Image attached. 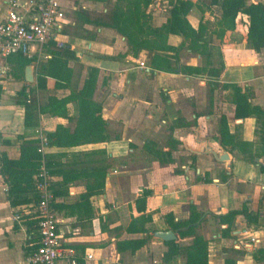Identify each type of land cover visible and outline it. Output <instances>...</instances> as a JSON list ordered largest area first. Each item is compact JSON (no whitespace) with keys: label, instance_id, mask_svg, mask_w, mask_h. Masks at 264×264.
I'll use <instances>...</instances> for the list:
<instances>
[{"label":"crops","instance_id":"1","mask_svg":"<svg viewBox=\"0 0 264 264\" xmlns=\"http://www.w3.org/2000/svg\"><path fill=\"white\" fill-rule=\"evenodd\" d=\"M9 1L0 0V20ZM114 1L111 0V4ZM160 1L154 0L146 10L152 16V23L156 20L154 27L163 25L168 18H161ZM183 1L194 4L191 17L187 16L193 27L217 9H198L197 0ZM256 1L264 5V0ZM61 2L65 23L58 41L76 56L77 61H69L68 66L76 63L81 69L80 87L90 72L95 71L92 100L101 107L108 140L73 148L48 144L40 147L42 139L57 123L63 122L38 114L33 121L35 124L24 125V109L16 104L14 96L24 90L29 98V91L36 89L38 62L42 58L50 59L43 48L42 55H36L35 62L25 66L21 64L22 57H0V154L5 152L16 160L20 148L26 142L35 141L33 145L41 148L49 159L53 171L48 172L54 195L52 209L58 220L62 245L74 249L81 264H185L182 255L164 258L169 242L155 237V233L172 231L173 222L187 221L189 206L193 205L206 215L196 227L195 235L208 241V264H224L226 260L232 264H264L253 259L256 250H264V173L259 168V164L264 165V154L255 159L257 164L244 160L242 152L232 148L234 141L253 144L250 153L260 150L261 123L253 117L237 118L231 91L221 89L224 84H235L242 92L248 87L251 103L264 109V49L256 53L247 43V19L240 17L236 29L222 37H218V25L206 32L212 38L214 67H218L219 59L224 64L219 79L212 81L207 76L152 71L147 62L144 63L146 54L135 58L125 39L112 29L80 25L82 14L91 19L105 14L104 0ZM71 13L75 15L72 25L84 35L67 45L65 28ZM220 18L219 14L210 16L211 22ZM184 51L186 55L179 57L180 65L206 64H202L199 55ZM140 63L146 68H141ZM27 66L33 69L32 83L25 80ZM46 86V91L58 98L69 95L68 89H55L53 79L48 78ZM221 115L225 116L232 137L225 146L218 135ZM64 125L73 128L71 123ZM3 140L9 144H2ZM149 145L155 150L170 152L172 162L160 165L146 149ZM223 155H227V159ZM100 167H105V187L103 193L90 198L93 211L90 220L82 214L79 216L71 207L80 201L86 184L93 180L90 173ZM64 175L71 179L63 181ZM144 190L150 191L144 213L151 218L144 225L148 232L128 231L131 221L142 216L135 210L134 202ZM6 192L0 176V264H26L39 243L37 227L33 224L36 220L33 210L25 207L18 213L21 220L16 221V210L10 207ZM57 192L60 194L55 195ZM242 209L258 216L257 225H248L244 217L238 215L229 234L223 235L226 225L213 216ZM141 239H146V243L135 252L117 251L118 242ZM192 239L193 236L179 239L178 247L190 246Z\"/></svg>","mask_w":264,"mask_h":264},{"label":"trees","instance_id":"2","mask_svg":"<svg viewBox=\"0 0 264 264\" xmlns=\"http://www.w3.org/2000/svg\"><path fill=\"white\" fill-rule=\"evenodd\" d=\"M154 0H104L106 12L102 16L91 19L82 14L78 21L80 25H90L96 28L105 27L115 31L124 38L135 58L145 53L149 59L147 65L152 71L182 74L194 77L207 76L212 81H217L224 69L222 60H218V67H214L213 55L211 51L212 38L206 33L205 26L200 22L197 27H193L187 20V15L194 6L190 1L167 0L170 5L166 22L159 26L152 25V16L146 10ZM198 9L218 7L220 11V21L218 26L220 31L218 37H222L227 31L236 29L237 20L240 17L247 19L246 40L251 49L259 53L264 49V5L256 0H197ZM171 36L182 37L185 47L191 54L199 55L205 59L203 66H182L179 64L180 48L169 44ZM92 37L91 39H94ZM44 49L50 55V59L37 65L36 89L29 91V98L24 90L14 96L17 105L24 109V125L31 126L38 114L50 115L63 123H57L55 128L46 135L47 144L57 148H73L86 144L104 143L108 140L107 123L101 116V107L92 100L95 85V71L90 72L83 85L80 87L81 69L74 63L69 67V61H77L75 54L68 46L58 47L53 41L48 42ZM19 56V55H16ZM21 57V56H19ZM23 58V57H22ZM35 62V58L26 59L22 65ZM55 81V89H68L69 95L58 98L54 94H49L44 103L40 102V94L47 90V79ZM214 87L217 86L213 84ZM223 90H230L232 101L235 105V116L239 119L253 117L261 123L262 128V148L255 154L250 153L249 148L253 144L236 143L233 140V149H237L243 154V159L252 163H257L256 158L264 154V109L251 103L252 94L250 88L245 87L244 91L235 84H224ZM2 88L0 86V95ZM71 123L73 128H68L64 124ZM35 124V123H34ZM218 135L220 143L225 146V142L230 137L227 121L224 115L218 119ZM35 141L26 142L20 148L19 158L10 159L5 152L0 154V176L7 187V200L10 207L21 213L22 209L35 206L38 200L35 191L36 177L43 165L48 169L49 174L53 173L51 164L46 156L38 151ZM2 144L8 145L6 140ZM146 149L158 159L160 165H167L172 162L170 152H162L153 149L151 145ZM258 164V163H257ZM260 172L264 173V165L259 164ZM64 175L63 181L71 178ZM92 181L86 184L85 193L80 196V201L72 206L73 211L80 216L92 219L93 211L90 198L103 193L105 187V167L95 168L89 175ZM52 189V187L50 186ZM53 191V190H52ZM59 195L60 193H54ZM150 191L144 190L142 195L134 202V208L142 216L131 221L128 231L133 230L139 233H147L145 223L150 221V216H146V201ZM242 215L248 225H257L258 216L246 209L240 211H230L223 216H213L220 224L226 225L222 231L223 235L229 234L231 225L236 216ZM32 216V215H31ZM206 215L199 213L193 205L189 206V219L187 221L173 222L172 231L176 235V240L167 243L168 251L164 258L182 255L185 264H208V241L199 235H195L196 227L203 221ZM140 224L139 228L136 225ZM33 224H36L33 221ZM193 236L192 243L187 247H178V240L184 237ZM146 239L121 241L117 243V251L129 250L135 252L143 247ZM253 259L257 263L264 262V250H256ZM81 264V261H79ZM224 264H232L226 260Z\"/></svg>","mask_w":264,"mask_h":264},{"label":"built area","instance_id":"3","mask_svg":"<svg viewBox=\"0 0 264 264\" xmlns=\"http://www.w3.org/2000/svg\"><path fill=\"white\" fill-rule=\"evenodd\" d=\"M65 23V11L61 0H10L0 20V57L19 55L32 59L42 55L44 46L58 41ZM141 68H146L140 63ZM47 145L46 138L40 147ZM38 151L42 154V149ZM38 196L33 207L38 232V246L28 256L26 264H79L76 252L62 245L58 235V220L52 209L54 195L50 188L47 169L42 165L36 177ZM14 219L20 221V215ZM254 242L255 239H252ZM91 259L92 256H87Z\"/></svg>","mask_w":264,"mask_h":264},{"label":"rangeland","instance_id":"4","mask_svg":"<svg viewBox=\"0 0 264 264\" xmlns=\"http://www.w3.org/2000/svg\"><path fill=\"white\" fill-rule=\"evenodd\" d=\"M159 7V6H158ZM160 7H161V18H163V17H167L168 16V12H169V10H170V5H169V3H163V1L161 0L160 1ZM195 14V13H194ZM215 14V15H214ZM218 14H219V16H220V11H219V8L217 7V9H215V13L213 12L212 14L210 13L209 15H208V18H206L207 16H205V17H203L201 20H200V22L205 26V28H206V32L208 31V30H211V28L213 27V25L215 26V25H218L219 24V21H216V22H211V19H210V16H214V17H216V15L218 16ZM187 16H190V12L188 13V15ZM74 17H75V15L73 14V13H71V14H68V20L70 21H68V24H67V26H66V28H65V34H66V36H67V41H68V43H67V45H69V44H72V42H74V39H78V38H83V35L84 34H82V32L76 27V26H74V25H72V21L74 20ZM191 17V16H190ZM189 17V18H190ZM156 18V17H155ZM194 20H196V19H194ZM191 20H189V22H190ZM240 22V19H239V21H238V23ZM154 24L156 23V20H154V22H153ZM153 23H152V25H153ZM70 24V25H69ZM240 24V23H239ZM208 34V33H207ZM169 43L170 44H175L176 46H178L179 48H180V58L181 57H184L185 55H186V51H184L185 49H184V46H182V44H184V41H183V39H182V37H180V36H171L170 38H169ZM216 44V43H215ZM192 55H194V54H192ZM196 56V55H195ZM144 63H146L147 61H148V59H149V57L147 56V55H145L144 56ZM217 59H219V56L217 57ZM45 61V59H40V61H39V63H41V62H44ZM206 61H205V59L204 58H202V64L203 63H205ZM49 94H53V92H49V91H45L44 93H42V94H40V102L41 103H44L45 102V100H46V98H47V96L49 95ZM6 213L4 212V217H5V219H6Z\"/></svg>","mask_w":264,"mask_h":264},{"label":"water","instance_id":"5","mask_svg":"<svg viewBox=\"0 0 264 264\" xmlns=\"http://www.w3.org/2000/svg\"><path fill=\"white\" fill-rule=\"evenodd\" d=\"M25 80L28 83L34 81L33 69L31 66H27L25 69ZM224 159H227V155H223ZM155 237L161 239L164 242H172L176 239L175 234L172 231L156 232Z\"/></svg>","mask_w":264,"mask_h":264}]
</instances>
